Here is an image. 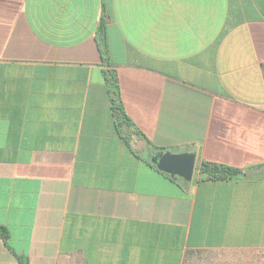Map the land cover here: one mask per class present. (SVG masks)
<instances>
[{"label": "crops", "instance_id": "0c3cea01", "mask_svg": "<svg viewBox=\"0 0 264 264\" xmlns=\"http://www.w3.org/2000/svg\"><path fill=\"white\" fill-rule=\"evenodd\" d=\"M0 227V264H264V0H0Z\"/></svg>", "mask_w": 264, "mask_h": 264}, {"label": "trees", "instance_id": "16d2710c", "mask_svg": "<svg viewBox=\"0 0 264 264\" xmlns=\"http://www.w3.org/2000/svg\"><path fill=\"white\" fill-rule=\"evenodd\" d=\"M103 33V31H101ZM104 36L103 34L101 35L100 38V43H103ZM101 45V44H100ZM108 75V82L109 86L111 88L112 94L116 93L117 91V85H116V79L114 78L113 74L109 72ZM114 110L117 111L119 115H121V107L120 105L116 104L115 99L112 100ZM121 119L123 121L128 122V119L124 115H121ZM129 124V123H127ZM162 173V172H160ZM165 175L164 173H162ZM196 179L198 181H204V180H230V179H235V178H240L244 177L245 173L242 170L235 169L226 165H221V164H215V163H209L205 161H201L197 168H196ZM181 181V178H178ZM0 238L5 240L7 238V233L4 228L0 227ZM18 264H27L24 259H21L18 257Z\"/></svg>", "mask_w": 264, "mask_h": 264}, {"label": "water", "instance_id": "95a60500", "mask_svg": "<svg viewBox=\"0 0 264 264\" xmlns=\"http://www.w3.org/2000/svg\"><path fill=\"white\" fill-rule=\"evenodd\" d=\"M151 162L156 166L158 171L167 174L171 178H181L190 182L196 170L194 155L172 154L164 152L153 157Z\"/></svg>", "mask_w": 264, "mask_h": 264}, {"label": "rangeland", "instance_id": "374dc122", "mask_svg": "<svg viewBox=\"0 0 264 264\" xmlns=\"http://www.w3.org/2000/svg\"><path fill=\"white\" fill-rule=\"evenodd\" d=\"M263 258H264V255H263Z\"/></svg>", "mask_w": 264, "mask_h": 264}, {"label": "flooded vegetation", "instance_id": "af4514ba", "mask_svg": "<svg viewBox=\"0 0 264 264\" xmlns=\"http://www.w3.org/2000/svg\"><path fill=\"white\" fill-rule=\"evenodd\" d=\"M177 178V177H176Z\"/></svg>", "mask_w": 264, "mask_h": 264}]
</instances>
